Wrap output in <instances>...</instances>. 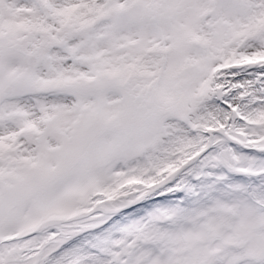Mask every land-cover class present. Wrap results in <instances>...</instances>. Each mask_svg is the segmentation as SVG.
<instances>
[{"label":"snow or ice","instance_id":"obj_1","mask_svg":"<svg viewBox=\"0 0 264 264\" xmlns=\"http://www.w3.org/2000/svg\"><path fill=\"white\" fill-rule=\"evenodd\" d=\"M0 264H264V0H0Z\"/></svg>","mask_w":264,"mask_h":264}]
</instances>
